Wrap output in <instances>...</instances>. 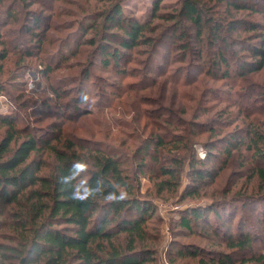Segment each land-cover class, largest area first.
<instances>
[{
	"label": "rangeland",
	"instance_id": "1",
	"mask_svg": "<svg viewBox=\"0 0 264 264\" xmlns=\"http://www.w3.org/2000/svg\"><path fill=\"white\" fill-rule=\"evenodd\" d=\"M197 1L202 10L199 34H196V26L179 15L183 0H0V39L8 50L0 71L3 90L0 112H9L16 108L15 104L26 102L31 107H17L21 112L16 119L17 127L28 124L37 133L57 128L61 140L67 137L97 141L100 147L114 148L130 173H137L141 162L135 149L152 134L170 132L181 136L182 144L188 142L194 160L203 162H196L194 167L216 172L212 178L204 177L198 183L195 195L179 201L185 206L264 193V180L254 173L255 168L264 169V161L255 163L252 157L248 159L250 152L245 151V145L231 155H215L224 146L225 136H242V132H234L235 129L247 128L250 121L253 127L263 131L264 66L255 72L244 71L245 74H239L237 69L239 62L252 59L244 51L245 44H249V48L255 45L259 33L243 25L231 30L229 24L236 17L256 22L261 15L236 11L215 0ZM155 2L159 9L157 16L152 17ZM116 5L126 20L150 25L132 48L123 49L115 41H108L114 48L121 49L122 57L117 65L104 66L98 47L87 45L84 40L89 37L98 42L102 40L101 21ZM173 15L181 21L185 34L178 30L174 37L169 36L174 27ZM216 25L219 36L227 39L224 49L223 43L214 41L210 33ZM106 32L120 33L115 26ZM119 33L116 34L120 41ZM145 37L151 40L145 43ZM37 38L43 40L41 50L37 49ZM222 49L229 56V69L223 64L214 67L213 61ZM48 65L50 71L46 73ZM85 71L88 72L86 78L85 73L82 76ZM15 80L20 83H14ZM55 92L61 93L59 97ZM78 96H83V101L76 105ZM42 102L48 103L47 109H39ZM166 117L171 118L170 125L165 124ZM4 128L0 126V138ZM211 146L216 149L208 154ZM44 157L52 161L51 155L45 153ZM162 162L169 164L166 158ZM152 168L149 165L136 174L137 193L154 204L147 218L148 234L157 233L159 238L156 261L147 264H158L159 256L170 264L167 258L173 256L175 250L171 241L205 249L192 261L178 257L174 264L187 261L198 264L197 259L210 256L212 250H227L225 243L217 239V231L202 233L204 223H196L194 232L189 234L177 226L178 206L175 204L192 183L190 160L183 162L180 184L173 192H156L155 177L158 180L161 175L155 165ZM257 203H248V207L241 202L234 203L231 228H235L237 217L242 215L246 227L259 238L254 244L256 252L264 254V221L258 217L263 216L264 202ZM210 218L216 221L212 213ZM219 224L222 227L219 233H224L226 225ZM244 256L251 255H235L232 264H262L243 261L242 258H247Z\"/></svg>",
	"mask_w": 264,
	"mask_h": 264
},
{
	"label": "trees",
	"instance_id": "2",
	"mask_svg": "<svg viewBox=\"0 0 264 264\" xmlns=\"http://www.w3.org/2000/svg\"><path fill=\"white\" fill-rule=\"evenodd\" d=\"M215 1L225 3L236 11L245 10L261 15L260 20L256 22L246 17H236L229 22L231 30L243 25L245 29L251 28L259 33L255 45L249 48V44H245L247 48L244 51L252 59L238 63L239 74L261 69L264 66V0ZM259 2L262 6H258ZM158 9L155 2L152 17L157 16ZM112 10L113 12L101 21L102 40L98 42L91 37L84 40L85 44L98 47L104 66L117 65L122 57L121 49L114 48L108 41H115L123 49L132 48L138 44L140 34L149 29L150 25L133 19L126 20L122 17V10L118 5ZM201 14L197 0H183L179 15L196 26V34L201 31ZM171 21L174 22V27L171 28L169 36L183 28L181 21L174 15L171 16ZM113 26L120 33L106 32ZM218 32L219 27L216 25L210 33L214 41L220 40L223 43L224 49L228 44L227 39L219 36ZM116 33L122 35L120 41ZM181 33L185 34L182 30ZM150 40L147 37L143 39L145 43ZM42 41L37 38L36 45L39 50L42 49ZM223 49L217 52L213 64L214 67L223 64L229 69V56ZM7 56L5 42L0 39V71ZM87 64L90 65L91 61ZM49 71L48 65L46 73ZM87 75V71L82 74L85 78ZM14 83H20V80H15ZM1 91L3 90L0 83ZM55 94L59 97L61 93ZM79 94L81 95V91ZM81 101L83 96H78L76 105ZM42 103L39 109H47L48 103ZM27 105L31 107L25 102L21 105L15 104L16 108L9 112H0V126H5L0 138V264H147L156 261V243L159 238L157 233L151 236L148 234L147 224L154 204L151 199L137 193L139 184L136 174L144 171L149 165L153 170L152 166L155 165L161 175L158 180L155 177L156 192H173L180 184L182 165L186 159L190 160L192 183L182 192L175 204L178 206L177 226L180 231L189 234L194 232L196 223H204L206 226L202 233L205 234L207 230L217 231V239L225 243L222 244L227 249L212 250L209 252L210 256L208 254L205 255L206 258H198L197 263L232 264L235 255L250 253V257L244 256L247 258L242 260L264 264V254L256 252L254 247L259 238L253 230L246 227L245 218L238 216L235 228H231L233 204L241 202L245 207L251 202L262 204L264 193L231 196L187 206L181 204L179 201L184 197L193 196L198 192V183L204 177L210 179L216 173L213 169L194 167L196 162L200 161L194 160L192 150L187 147L188 142L182 144L181 136L170 132L152 134L135 149V155L141 156V162L138 164L137 173H130L124 165L123 157L115 152L114 148L100 147L97 141L67 137L61 140L60 130L57 128H48L37 133L28 124L17 127L16 119L21 113L17 107L23 108ZM164 122L170 125L171 118H164ZM248 124L250 127L248 125L247 128L235 129L234 132L241 131L242 136H225L224 146L217 150L215 155L228 156L232 151H241L245 145V151L250 152L248 159L252 157L255 163L263 162L264 127L262 131L255 128L256 126L253 127L251 121ZM51 140L56 142L52 143ZM211 149L216 147L208 148V154L212 153ZM45 153L51 155V162L44 157ZM146 156L148 160H145ZM165 158L170 166L163 164ZM256 172L261 180H264V169L255 168L254 173ZM237 199L239 202H236ZM261 212L264 217V211ZM211 213L216 219L215 222L210 218ZM258 217L264 221L261 216ZM219 223L226 225L224 233H219L222 229ZM170 245L175 248L173 256L167 258L170 264L176 263L178 257L192 261L201 251H205L201 246L194 244L171 241ZM168 253L171 254V251ZM187 262L179 264H188Z\"/></svg>",
	"mask_w": 264,
	"mask_h": 264
},
{
	"label": "water",
	"instance_id": "3",
	"mask_svg": "<svg viewBox=\"0 0 264 264\" xmlns=\"http://www.w3.org/2000/svg\"><path fill=\"white\" fill-rule=\"evenodd\" d=\"M158 264H166V262L164 261V259L161 256H159V258H158Z\"/></svg>",
	"mask_w": 264,
	"mask_h": 264
}]
</instances>
